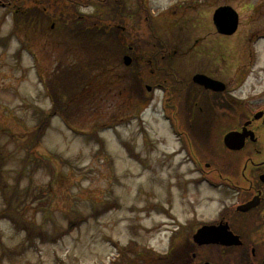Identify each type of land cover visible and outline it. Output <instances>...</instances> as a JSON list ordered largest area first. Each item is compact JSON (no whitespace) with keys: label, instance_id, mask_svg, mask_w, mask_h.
<instances>
[{"label":"rangeland","instance_id":"1","mask_svg":"<svg viewBox=\"0 0 264 264\" xmlns=\"http://www.w3.org/2000/svg\"><path fill=\"white\" fill-rule=\"evenodd\" d=\"M169 1L152 4L160 10ZM226 1L241 25L227 42L235 58L244 53L248 20L251 28L264 29V0H219L216 7ZM98 11L79 8L84 15ZM50 13L58 17L45 30L33 25L25 33L15 31L14 11L0 4V157H5L0 264H144L161 256L170 236L182 227L185 233L192 222L176 232L179 224L194 219L193 214L213 217L230 199L217 203L225 198L217 184L192 173L176 135L183 129L175 122L177 99L166 104L163 88H144L152 69L144 67L130 79L131 69L122 61L127 48H114L107 35L91 42L71 40L57 25L60 13L54 8ZM190 24L181 26L183 40L167 42L177 50L168 78L192 74ZM253 48L259 55L253 74L264 81V41ZM68 69L80 70L97 84L92 100L68 106L71 119L54 111L47 89ZM235 75L231 72V82ZM111 80V91L98 86ZM58 90L64 100L71 97L72 90ZM259 90L256 78H250L242 94ZM38 117L45 120V130L39 147L32 149L28 139L42 126ZM123 247L132 252L124 253Z\"/></svg>","mask_w":264,"mask_h":264},{"label":"flooded vegetation","instance_id":"2","mask_svg":"<svg viewBox=\"0 0 264 264\" xmlns=\"http://www.w3.org/2000/svg\"><path fill=\"white\" fill-rule=\"evenodd\" d=\"M112 1L113 8H100L97 18L111 13L114 24L107 34L130 42L129 78L137 79L139 67L152 69L144 77L147 85L163 88L166 104L178 101L180 147L188 153L192 173L217 184L225 197L217 203L230 199L213 217L193 214L194 219L179 224L176 232L192 222L185 233L183 227L173 232L161 256H151L144 264H264V81L253 74L259 56L253 45L264 41V29L251 28L248 20L241 41L244 53L233 58L227 42L238 31L219 32L215 17L216 9L229 6V1L217 8L219 0H170L160 10L152 0ZM187 22L192 28L188 37L193 38L192 74L168 78L175 48L167 42L183 40L181 26ZM138 38H147V50L134 48ZM231 72L236 73L234 82L229 80ZM250 78H256L260 90L242 94ZM250 156L257 160L247 159ZM206 226L214 230L203 232Z\"/></svg>","mask_w":264,"mask_h":264},{"label":"trees","instance_id":"3","mask_svg":"<svg viewBox=\"0 0 264 264\" xmlns=\"http://www.w3.org/2000/svg\"><path fill=\"white\" fill-rule=\"evenodd\" d=\"M112 3V0H58L55 4H53V1L51 2V0H0L1 5L4 4L14 11L16 25L15 31L23 29L26 31L25 33H30L31 30L34 29L33 25L41 27L45 30V24L53 22L56 17H58L57 15H52L50 13V9L54 8L56 13H60L57 25H61L62 28H65V36H69L71 40L79 42H81L80 40L83 42H91L97 37L102 36V38H104L105 35L108 37V28H112L114 24V18L111 13H108V17L103 21V24L99 22L97 15L83 16L79 12V8H81L80 6L91 5V7L96 9L102 8L109 12V10L113 8ZM110 40H113L111 45L114 48H124V46L128 44L126 41H121V39L111 38ZM134 48L147 50V38H138L134 43ZM142 68L144 67H139L138 73L141 74L140 69ZM54 78L56 79L51 81V84L47 87V89L49 90L51 87L50 97L53 101L54 111L64 115L66 119H68V117L71 119L69 114H67V109H69L74 101H76V103H80L82 101L88 102L92 100L93 95L96 94L94 88H96L97 84L95 81L91 82V80H89L90 78L80 70H63ZM136 82L139 83L138 80H136ZM113 85L114 82L112 80L104 84H98L99 87H102L106 91H111ZM58 88H60V90H72L71 97L64 100V96H60L58 94ZM38 121L42 125L41 128H38L37 126L28 139V147H31L32 149L39 147V142H41L43 132L45 130V120H43L42 117H38ZM4 161L5 157L1 153L0 168L4 164ZM2 179L4 178L2 177ZM3 183L4 181L2 180V187ZM2 213L3 212L0 211V215ZM11 215L12 213L9 214V216ZM15 220L16 219L13 221Z\"/></svg>","mask_w":264,"mask_h":264},{"label":"water","instance_id":"4","mask_svg":"<svg viewBox=\"0 0 264 264\" xmlns=\"http://www.w3.org/2000/svg\"><path fill=\"white\" fill-rule=\"evenodd\" d=\"M224 13L226 14V18H228V21H226V23L224 21L222 22L220 19ZM215 17H216L217 26L220 31L232 34L237 30L238 21H239L238 14L231 7H226L217 10ZM130 63H131V57L125 56V64L129 65ZM211 82L214 83L213 81ZM206 85L207 87H211L212 89H214L213 86H211L210 84H206ZM148 89H151V87L148 86ZM212 230H214V227H210V226L209 227L206 226L202 229L203 232H211Z\"/></svg>","mask_w":264,"mask_h":264}]
</instances>
